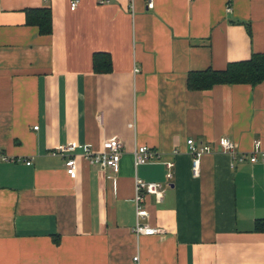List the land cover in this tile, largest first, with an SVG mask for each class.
<instances>
[{"label": "crops", "instance_id": "crops-1", "mask_svg": "<svg viewBox=\"0 0 264 264\" xmlns=\"http://www.w3.org/2000/svg\"><path fill=\"white\" fill-rule=\"evenodd\" d=\"M70 2L0 0V148L15 157L0 160V264H264L261 151L255 162L205 152L196 176L187 144L264 148V80L187 81L264 53V0ZM33 8L50 9V33L28 22ZM99 51L110 71L94 69ZM114 136L117 172L79 147L71 177L51 153L68 141L100 151ZM137 144L173 159V177L163 162L135 166ZM136 176L164 184L144 200L162 233L133 231Z\"/></svg>", "mask_w": 264, "mask_h": 264}, {"label": "built area", "instance_id": "built-area-1", "mask_svg": "<svg viewBox=\"0 0 264 264\" xmlns=\"http://www.w3.org/2000/svg\"><path fill=\"white\" fill-rule=\"evenodd\" d=\"M79 1L80 0H71L70 7L76 9ZM154 5L155 0H147L148 8H153ZM227 9L230 10L231 6H228ZM138 70V68H135V71ZM35 127L37 128L38 126ZM187 144L188 150L192 155V172L196 176L200 174V159L201 155L205 152L224 151L229 153L235 160L243 161L249 158L250 161L255 162L258 160L256 152L261 151V158L264 161V148L261 141H256L254 150L250 154L238 151L236 144L228 136H221L215 144H197L195 139L190 137L187 139ZM79 147H81L83 155L90 163L99 164L104 167L107 166L113 172L118 171L124 145L122 140L116 136L105 139L100 151L94 150L90 143H84L83 145H80L76 141L58 143L53 147L51 153L65 156V169L71 177H75L77 174L78 160L76 157V150ZM132 154L135 166L150 162H163L167 167V178L171 179L173 177L175 161L173 159H163L162 154L149 145H135ZM0 160L13 161L15 160V157L10 156L0 148ZM26 162L30 164L31 160H27ZM135 190L136 223L133 227V231L138 235L162 233L164 230L162 227L151 225L146 221V218L149 217L150 213L147 206L144 204V200L147 194H154L156 199L160 201L164 193V184L159 181H146L136 176ZM134 259L137 260L138 255H135Z\"/></svg>", "mask_w": 264, "mask_h": 264}, {"label": "trees", "instance_id": "trees-1", "mask_svg": "<svg viewBox=\"0 0 264 264\" xmlns=\"http://www.w3.org/2000/svg\"><path fill=\"white\" fill-rule=\"evenodd\" d=\"M39 10V9H38ZM27 10L29 23L40 26L41 32L52 31V16L49 8L40 11ZM103 57V60H99ZM94 69L98 72L112 69L110 55L104 52L94 53ZM264 80V53L254 52L249 58L229 62L224 69L207 68L189 73L188 85L195 89L210 88L217 83H249L255 85Z\"/></svg>", "mask_w": 264, "mask_h": 264}]
</instances>
